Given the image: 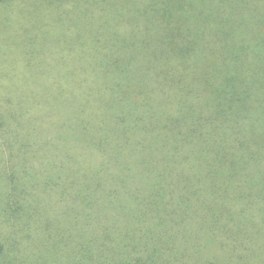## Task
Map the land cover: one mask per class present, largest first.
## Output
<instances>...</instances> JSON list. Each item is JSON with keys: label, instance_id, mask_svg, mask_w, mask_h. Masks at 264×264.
<instances>
[{"label": "trees", "instance_id": "obj_1", "mask_svg": "<svg viewBox=\"0 0 264 264\" xmlns=\"http://www.w3.org/2000/svg\"><path fill=\"white\" fill-rule=\"evenodd\" d=\"M158 17V56L175 62L114 63L96 83L108 98L95 119L83 111L23 129L22 114L0 115L18 160L0 175L2 261L32 222L50 237L53 224L112 218L105 209L160 220L175 206L180 219L206 208L202 219L218 225L230 219L223 202L264 194V0H178ZM33 144L53 154L27 172L22 148Z\"/></svg>", "mask_w": 264, "mask_h": 264}, {"label": "rangeland", "instance_id": "obj_2", "mask_svg": "<svg viewBox=\"0 0 264 264\" xmlns=\"http://www.w3.org/2000/svg\"><path fill=\"white\" fill-rule=\"evenodd\" d=\"M177 1L0 4V115L22 114L23 129L61 124L60 116L83 111H91L95 119L104 111L101 101L108 98L97 94L96 83L111 75L114 63L175 62L168 55L167 60L158 56L165 47L160 31H155L163 8L166 11ZM156 87L154 93L161 99L162 89ZM29 116L39 117L27 123ZM34 131L41 139L45 136ZM6 140L0 132V175L5 177L18 163L17 157L9 158ZM45 149L34 144L31 150L22 148L29 151L27 172L30 166L37 169L48 162L53 152L44 159ZM244 198L223 202L224 216L230 219L218 225L202 219L206 208L194 207L180 219L178 214L185 209L175 206L162 210L160 220L118 217L105 209L102 212L112 218L53 224L50 237L40 223L32 222L29 236L12 237L14 252L3 261L0 256V264H264V194ZM126 213L132 215L128 209Z\"/></svg>", "mask_w": 264, "mask_h": 264}]
</instances>
